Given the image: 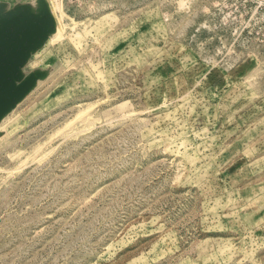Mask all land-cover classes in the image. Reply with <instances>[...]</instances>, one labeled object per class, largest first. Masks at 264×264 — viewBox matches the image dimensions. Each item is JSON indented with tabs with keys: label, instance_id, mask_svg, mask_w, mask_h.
Instances as JSON below:
<instances>
[{
	"label": "rangeland",
	"instance_id": "obj_1",
	"mask_svg": "<svg viewBox=\"0 0 264 264\" xmlns=\"http://www.w3.org/2000/svg\"><path fill=\"white\" fill-rule=\"evenodd\" d=\"M46 2V76L0 120V264H264V0Z\"/></svg>",
	"mask_w": 264,
	"mask_h": 264
},
{
	"label": "water",
	"instance_id": "obj_2",
	"mask_svg": "<svg viewBox=\"0 0 264 264\" xmlns=\"http://www.w3.org/2000/svg\"><path fill=\"white\" fill-rule=\"evenodd\" d=\"M54 29L46 0L10 9L0 3V120L46 76L40 69L24 74L23 67Z\"/></svg>",
	"mask_w": 264,
	"mask_h": 264
},
{
	"label": "bare ground",
	"instance_id": "obj_3",
	"mask_svg": "<svg viewBox=\"0 0 264 264\" xmlns=\"http://www.w3.org/2000/svg\"><path fill=\"white\" fill-rule=\"evenodd\" d=\"M52 16L55 20V33L58 34L63 29V15L62 14H55L50 10ZM89 116L85 112H78L76 115H74L71 119L65 121L63 126L59 129L62 133H65V131H72L76 128L79 124H84L88 122Z\"/></svg>",
	"mask_w": 264,
	"mask_h": 264
}]
</instances>
